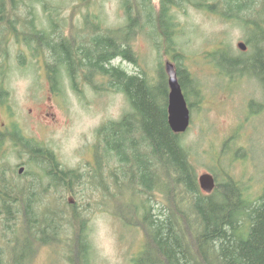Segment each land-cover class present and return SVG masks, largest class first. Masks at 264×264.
Instances as JSON below:
<instances>
[{
    "label": "rangeland",
    "instance_id": "374dc122",
    "mask_svg": "<svg viewBox=\"0 0 264 264\" xmlns=\"http://www.w3.org/2000/svg\"><path fill=\"white\" fill-rule=\"evenodd\" d=\"M149 3L157 15L161 0ZM199 3L213 8L209 10ZM238 3L192 0L171 6L169 15L174 28L169 40L153 23L145 24L129 38L123 37L127 19L122 0H0V21L18 19L11 26L14 31L7 25L0 26V41L12 50L24 48L26 43H20V38L30 35V21L42 23L44 18L54 23L49 24L53 38L60 34L73 46L87 45L90 36L98 33L115 38L119 35L123 37L121 42L131 46L136 61L117 57L112 64L127 74L146 77L154 89L155 102L160 99L157 89L163 77L167 85L166 61L177 68L175 53H183V58L178 59L180 66L188 71L199 90L189 95L193 104L190 126L182 135L196 179L210 173L216 188L232 176L241 181L252 199L262 193L264 186V55L260 57L262 62H256L253 38L258 32L254 23L264 25V13H254L264 2L247 12L240 11ZM239 42L246 46L244 51L238 48ZM22 61L24 58L8 60L4 64L14 72L0 76V87L8 92L5 104L12 106L15 116L0 117V171L6 169L2 177L20 185L37 184L31 189L37 195V209L45 212L56 207L61 211L57 213L61 215L63 239L61 243L39 246L31 264H70L68 242L75 238L74 230L80 223H84L91 244V264H131L144 242L138 215H142L140 208L146 197L153 198L154 205L163 202L176 211V204L186 201V196L174 188L169 200L159 191L147 195L136 182L121 179L114 159L98 167V130L132 111L131 100L111 87L105 77L93 73L88 79L85 72H78L73 89L71 78L64 74L55 93L51 79L36 70L38 62L24 61L28 71L32 67V72H27L19 67ZM44 104L52 105L47 111L53 116L28 117L29 108L35 107L39 115ZM15 130L52 151L60 168L77 169L79 180L64 178L68 185L55 186L47 171L31 159L34 155L15 144L11 135ZM20 166L24 167L22 175L18 173ZM102 173L106 175L104 181L94 187L87 185L98 181L95 175ZM101 183H106V192Z\"/></svg>",
    "mask_w": 264,
    "mask_h": 264
},
{
    "label": "trees",
    "instance_id": "16d2710c",
    "mask_svg": "<svg viewBox=\"0 0 264 264\" xmlns=\"http://www.w3.org/2000/svg\"><path fill=\"white\" fill-rule=\"evenodd\" d=\"M181 1L192 0H161L155 15L150 0H122L127 19L123 37L129 38L145 24L153 23L160 26L165 38H171L174 23L169 15L170 8ZM237 1L242 12L253 11L256 4L264 2ZM199 4L209 10L213 8L210 4ZM254 13H264V5ZM259 22L254 23L258 32L253 35L258 63L262 62L260 57L264 55L261 48L264 47V25ZM245 24L249 25L248 19ZM121 32L124 34L123 30ZM123 37L98 33L91 38L92 48L73 50L66 44L61 51L55 44L51 47L56 59L64 60L68 65L94 67L92 73L85 74L88 79L93 73L105 77L111 87L123 92L132 102V111L124 113L117 121H108L98 130V167L114 159L121 179L136 182L147 195L159 191L169 200L174 188L187 198L176 204L175 211L169 204L162 205L163 202L154 205L153 198L145 196L146 201L140 208L142 215H138L144 242L131 264H264V186L262 193L252 199L241 181L232 176L209 194L201 190L190 151L182 140L183 134L172 132L168 117H165V77L157 89L160 99L155 102L154 89L148 85L146 77L127 74L112 64L117 57L136 61L131 46L121 42ZM183 56L176 51V71L190 107L193 104L189 95H195L199 90L188 71L180 66ZM68 76L72 88L76 89V74ZM11 135L16 145H23L34 155L33 161L47 171L55 186L68 185L64 178L79 180L78 170L60 169L49 149L16 130ZM5 170L0 171V264H31L39 246L62 242L61 215L57 213L60 210L55 207L40 212L33 191L37 184L20 185L5 179L2 177ZM97 175L99 180L87 185L94 187L106 179L103 173L95 177ZM80 182L83 184L82 179ZM100 185L106 192V183ZM74 234L73 241L68 242H71L67 256L70 264H91L92 248L84 223H80Z\"/></svg>",
    "mask_w": 264,
    "mask_h": 264
},
{
    "label": "flooded vegetation",
    "instance_id": "af4514ba",
    "mask_svg": "<svg viewBox=\"0 0 264 264\" xmlns=\"http://www.w3.org/2000/svg\"><path fill=\"white\" fill-rule=\"evenodd\" d=\"M34 20L35 21H30V24L28 27L30 31V35H27L26 37L22 35L24 37L20 38V43H23V42L26 43L24 48L21 46L19 49L12 50L11 46L5 44L3 41H0V44H2V46L0 45V59L3 60L2 64L6 63L8 60L18 59V58H24V61L26 62L28 59L38 62V65L36 66L37 68L36 70H38V72L42 73L44 76L48 77L49 80L51 79L52 82L50 86H51L52 92H55V93H57L56 87L59 82V79L62 78L64 74H70V73L77 74L78 72L92 73L94 71L93 69L94 67H91V66L80 65V64L68 65L66 64V61L60 60L58 58L56 59L57 56L55 57L52 51V47H51V44H55V46H57V48L60 49L61 51H63L62 46L65 47L66 44H68L67 46L72 47L71 49L73 50L84 48V47L92 48L94 46L91 40L93 35L90 36L91 38L89 39V43L87 45H83L80 43L79 45L73 47L71 43L69 42L67 43L68 39H65V37L61 36L60 34L57 35L58 38L56 39L53 38L54 32L51 31L49 27V24H54L51 21V19L44 18L41 21L42 23H38L36 19ZM17 23H18V19L16 18L15 19H2L0 21V26L7 25L10 27V29L8 27L6 28H8L10 31H14L11 28V26L13 25L15 26V24ZM34 39H37V40H34ZM35 50H37L36 53H35ZM24 61L21 62L22 64L19 65V67L23 68V70L27 72H32V67L29 68V71H28L27 65L23 64ZM12 69L8 65H5V64L0 65V76L11 72ZM51 75H54V77H52ZM164 87L166 91L165 101H164L165 117H168V99H169V91H170L168 81H167V85ZM5 90H6L5 88L0 87V117H15V116H12V110H11L12 106L10 104H5L6 100L4 97H6L8 94V92H6ZM47 98L49 99L50 96H48ZM42 107L45 109H43V111L42 110L39 111V115L36 114L35 107L29 108L28 117L53 116V114L47 111L50 109V107H52V105L48 106L44 104L42 105ZM42 107H38L36 109H42ZM0 132H3V131L0 129ZM31 159L33 160V156ZM21 167L24 169L23 166H20L19 168ZM18 173H19V169H18ZM22 174L19 173V175H22Z\"/></svg>",
    "mask_w": 264,
    "mask_h": 264
},
{
    "label": "water",
    "instance_id": "95a60500",
    "mask_svg": "<svg viewBox=\"0 0 264 264\" xmlns=\"http://www.w3.org/2000/svg\"><path fill=\"white\" fill-rule=\"evenodd\" d=\"M238 48L245 50L246 46L238 43ZM165 70L168 76L169 99H168V124L172 132L181 134L187 131L190 125V110L178 81L177 72L172 62L166 61ZM23 168H19L22 173ZM198 184L206 193H211L215 187L214 176L210 173H202L198 177Z\"/></svg>",
    "mask_w": 264,
    "mask_h": 264
},
{
    "label": "bare ground",
    "instance_id": "6f19581e",
    "mask_svg": "<svg viewBox=\"0 0 264 264\" xmlns=\"http://www.w3.org/2000/svg\"><path fill=\"white\" fill-rule=\"evenodd\" d=\"M74 47V46H73ZM72 48V47H71ZM177 72V71H176ZM179 80V79H178Z\"/></svg>",
    "mask_w": 264,
    "mask_h": 264
}]
</instances>
